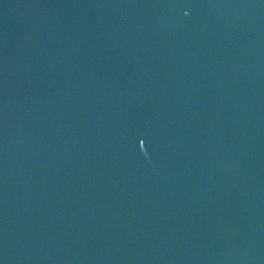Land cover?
Masks as SVG:
<instances>
[{
	"label": "water",
	"instance_id": "obj_1",
	"mask_svg": "<svg viewBox=\"0 0 264 264\" xmlns=\"http://www.w3.org/2000/svg\"><path fill=\"white\" fill-rule=\"evenodd\" d=\"M0 264H264V0H0Z\"/></svg>",
	"mask_w": 264,
	"mask_h": 264
}]
</instances>
